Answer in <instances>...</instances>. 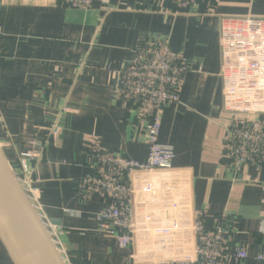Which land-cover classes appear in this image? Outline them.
<instances>
[{
  "label": "crops",
  "instance_id": "crops-1",
  "mask_svg": "<svg viewBox=\"0 0 264 264\" xmlns=\"http://www.w3.org/2000/svg\"><path fill=\"white\" fill-rule=\"evenodd\" d=\"M161 5L94 0L85 10L61 0H0V147L12 167L19 154H34L33 187L68 264H138L134 246L119 249L97 230L102 204L83 200L77 184L89 172L90 136L106 151L145 163L148 150L133 137L134 117L113 92L136 49L166 40L188 72L179 103L161 117L159 143L172 147L175 158L169 173L153 178L181 176L190 218L234 217L231 246L248 255L237 264H264V163L235 173L222 158L230 116L223 110L219 48L220 20L264 19V0H216L177 14ZM0 264H13L1 241Z\"/></svg>",
  "mask_w": 264,
  "mask_h": 264
},
{
  "label": "built area",
  "instance_id": "built-area-1",
  "mask_svg": "<svg viewBox=\"0 0 264 264\" xmlns=\"http://www.w3.org/2000/svg\"><path fill=\"white\" fill-rule=\"evenodd\" d=\"M61 1L70 8L85 10L94 3ZM160 1V8L177 14L199 4L210 8L216 0ZM219 48L223 110L230 116L222 158L237 173L246 166L264 163V19H221ZM186 72L184 59L170 50L166 40H155L134 51V58L117 74L113 98L126 114L134 117L133 137L147 146V159L143 164L124 159L104 150L99 139L90 136L84 142L89 172L78 182L77 192L83 200L97 198L101 202L102 209L94 216L97 230L115 239L119 249L134 246L138 264H237L248 255L243 248L231 246L235 218H190L182 201L181 176L172 174L163 182L153 178L155 173H169L175 158L172 147L159 143L161 117L167 107L179 103ZM57 131L58 128L52 129L51 136L55 137ZM33 159L34 154L21 153L17 166L11 168L68 264L55 230L38 203L29 166ZM261 231L264 233V223Z\"/></svg>",
  "mask_w": 264,
  "mask_h": 264
},
{
  "label": "water",
  "instance_id": "water-1",
  "mask_svg": "<svg viewBox=\"0 0 264 264\" xmlns=\"http://www.w3.org/2000/svg\"><path fill=\"white\" fill-rule=\"evenodd\" d=\"M0 241L13 264H66L25 196L1 147Z\"/></svg>",
  "mask_w": 264,
  "mask_h": 264
},
{
  "label": "rangeland",
  "instance_id": "rangeland-1",
  "mask_svg": "<svg viewBox=\"0 0 264 264\" xmlns=\"http://www.w3.org/2000/svg\"><path fill=\"white\" fill-rule=\"evenodd\" d=\"M2 149V148H1ZM10 165V164H9ZM11 166V165H10ZM25 194V193H24ZM26 196V195H25ZM153 255V254H152ZM154 257H156L157 258V256H155V255H153ZM155 259V258H154ZM65 262V261H64ZM66 263V262H65Z\"/></svg>",
  "mask_w": 264,
  "mask_h": 264
},
{
  "label": "bare ground",
  "instance_id": "bare-ground-1",
  "mask_svg": "<svg viewBox=\"0 0 264 264\" xmlns=\"http://www.w3.org/2000/svg\"><path fill=\"white\" fill-rule=\"evenodd\" d=\"M156 176H157V175H156ZM158 176H159V175H158ZM158 176H157V177H158ZM154 181H155V180H154Z\"/></svg>",
  "mask_w": 264,
  "mask_h": 264
}]
</instances>
